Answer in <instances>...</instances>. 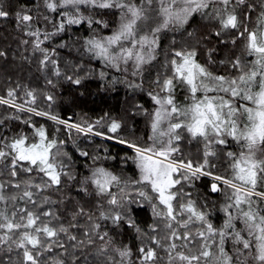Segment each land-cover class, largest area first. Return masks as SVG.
I'll use <instances>...</instances> for the list:
<instances>
[{"label": "trees", "instance_id": "16d2710c", "mask_svg": "<svg viewBox=\"0 0 264 264\" xmlns=\"http://www.w3.org/2000/svg\"><path fill=\"white\" fill-rule=\"evenodd\" d=\"M137 1L134 0L135 3ZM263 8L264 0L237 3L234 11L242 26L223 31L212 15V6L204 12H195L180 28L172 26L156 34L157 46L154 58L149 63L140 69L131 64L123 69L121 63L115 68L104 57L89 51L87 44L88 40H103L112 35L121 23L122 9L82 6L80 15L85 19L80 23L69 24L61 13H71V8L52 10L48 8L46 0H0V10L7 13L0 17V97L24 105L21 110L11 104H0V149L5 150L21 135L27 136L30 142H36L39 139L36 130L43 128L47 139L56 141L52 151L57 154V160L64 165L63 172L66 173L61 176L60 185L46 188L34 197L41 203L42 210L55 214L57 219L53 221L54 224L68 228L67 233L55 238L64 245L63 248L54 244L50 251L33 249L39 264H56L59 260H63L64 264H141L139 249L147 246L156 250L157 259L153 264H169L167 242L163 239L169 235L170 230L166 227L169 222L167 218L157 216L145 195H140V191L153 192L149 185L134 182L139 172L133 163L135 151L131 145L147 147L152 142L151 124L156 107L153 95H166L157 81L172 78L174 52L195 50L196 61L214 76L231 79L239 75L232 67L237 59L245 70L252 69V57L248 55L246 40L239 36V32L244 31V27L256 29ZM23 15L31 16L32 19L23 21ZM61 23L64 27L58 31ZM34 31L40 33L39 37L29 34ZM217 32H220L219 36ZM46 33L48 39H44ZM38 39L43 41L39 49L35 46ZM45 52L48 60H45ZM57 69L59 75L55 74ZM76 80L80 83H75ZM176 83L183 84L180 80H174ZM12 89L15 95L10 98L8 92ZM29 91L34 93L35 102L27 95ZM48 96L52 100H48ZM181 104L186 105V101H180L178 105ZM30 108L35 111H29ZM40 112L48 115L36 114ZM52 116L84 128L93 125L92 131L99 135L70 128L67 124L50 119ZM101 117L104 119L96 124L95 121ZM113 120L120 124L115 133L110 131ZM178 133L181 140L178 142L180 151L176 159H183L184 162L191 160L195 165L203 163V138H193L184 129H179ZM232 148L231 145L219 144L215 156L208 157L209 166L205 170L230 179L231 161L227 153H237L231 151ZM20 165L22 167L17 166L15 169L17 176L12 177V157L0 158V182L6 185L4 195L17 197L15 201L8 199L0 202V211L7 210L9 214L13 207L24 206L18 197L22 194L25 182L42 184L48 179L35 167L30 173L23 171V168L29 167L28 162H20ZM97 167H103L119 178V183L110 188L118 205H110L108 201L112 196L99 193L91 180L86 179L92 176ZM9 183H20L21 189L8 187ZM211 184L212 178L203 175L180 181L175 187L178 195L173 202L174 207L180 209V205L192 201L215 228H225L231 210L227 206L232 203V190L220 183L219 190L214 193ZM32 190L36 191L34 188ZM44 198L48 199V203H43ZM254 199V207L264 209V200L259 197ZM101 212L109 215L119 212L123 219L113 223L111 219H101ZM128 219L134 221L135 226L127 223ZM95 224L100 226L96 230L100 235L107 233L104 240L98 239L92 232ZM195 227H181V235L192 232ZM85 233L91 235V243ZM3 234L4 230H0V235ZM9 236L11 239L7 243H0V264H30L24 258L23 249L16 247L18 234L9 233ZM70 236H75L76 240H70ZM154 236L161 240L163 246L153 243L151 238ZM243 238L249 240L254 237L248 235L247 231L243 232ZM180 242L179 246L183 245L179 247L181 251L194 252L193 244ZM194 243L201 247V240L197 239ZM212 247L215 245H211V251ZM228 247L232 264H239L235 252L244 249L242 242H237L232 236ZM101 249L104 251L101 252ZM125 249H129L131 254L121 258L119 251ZM255 250L252 247L240 251L239 255L250 264ZM109 258H112L111 261Z\"/></svg>", "mask_w": 264, "mask_h": 264}, {"label": "snow or ice", "instance_id": "6c2138e0", "mask_svg": "<svg viewBox=\"0 0 264 264\" xmlns=\"http://www.w3.org/2000/svg\"><path fill=\"white\" fill-rule=\"evenodd\" d=\"M153 0H142L141 5L134 3V0L128 2H117V0H61L60 4L56 0H51L48 7L55 10L58 6L70 7L72 12L61 13L66 17V22L69 24L80 23L85 19L80 15V5H92L100 8L117 7L123 10L121 23L116 32L103 40L91 39L87 41L90 45L89 51L95 50L99 56L111 61L115 66H118L119 61L127 63L133 59L136 62V67L139 68L145 62V58L152 59L155 45L157 43L156 33L161 29H166L170 24L184 25L188 18L195 12H200L213 6L216 0H158L159 13L162 17L161 22L151 30L150 34L139 35L141 28L138 22L147 20L146 8L144 5H151ZM223 4V8L216 9L213 7L212 15L218 21L221 30L239 29L242 24L235 14L234 10H230L229 5L232 0H219ZM243 2V0H239ZM7 13L0 10V17L6 16ZM23 21H30L31 16L23 15ZM92 23L91 19L88 20ZM99 23V22H97ZM106 26V25H105ZM64 24L58 25V31L62 30ZM32 36L39 37L40 33L34 31L29 33ZM217 36L220 32L216 33ZM239 36L246 40V51L248 55L254 56L252 62V70H245L241 61L237 59L232 63V67L239 72L234 78H226L225 76H214L208 69L198 63L195 59L197 53L195 50L187 52H174V59L171 61L173 65L172 78H166L163 81H157L161 90L166 93L162 97H153L156 104L160 107L155 111L151 128L153 130V145L145 148L131 145L135 149L139 167L141 169V179L147 181L153 192L157 195L160 204L165 206L163 215L170 221L166 227L170 230L169 235L163 239L167 242V251L169 254V264L180 262V264H200L203 260L204 264H231L232 257L225 253L223 248L225 232L213 228L211 223H207L204 213L198 212L192 201L187 204L180 205L181 213H188V219L184 221V226L193 220L203 221L206 224V232L209 235H219V256L213 261L211 258V245L208 243V236L205 231H197L195 236L191 232H185L183 235H178L175 230H172V223L177 222V214L173 208V201L177 199L178 193L173 192L175 185L180 183L179 179H174V174L183 170L190 173L192 176L203 175L213 179L211 184L212 191H218V182L229 186L232 189L231 204L227 208L235 207L241 212V216L248 229V235L253 236L255 244L253 245L248 239L236 233V238L242 241L243 248L249 249L255 247L257 255L254 259L260 264H264V209L254 207L253 197H259L264 200V192L256 190L258 181H264V155L261 158L257 157V150L260 148L264 154V13L261 14L260 25L255 30H249L244 27V31L239 32ZM44 39H48V34L44 35ZM122 41H128L131 46L124 47ZM42 40L36 41V48L39 49ZM114 45H119L118 50L112 52ZM41 51H45L40 49ZM45 60H48L45 52ZM45 61H41L44 63ZM55 64V61H52ZM56 75H59V70H56ZM174 80L184 82L191 93V103L178 107L174 102L172 95L174 88ZM51 83V81H49ZM79 84L80 81L76 80ZM258 87V91H253V87ZM225 95H218V93ZM200 93V95H197ZM211 93V94H210ZM15 90H9L8 97H14ZM27 95L35 102L33 92H27ZM151 95V94H150ZM232 98H241L244 101H250L251 105H237ZM52 100L51 96L47 97ZM0 104H11L14 108L24 109V105L16 104L13 99H5L0 97ZM35 111V109H28ZM37 115H48V113L40 112ZM175 116L177 122L172 123L171 120ZM183 117V120L179 118ZM50 119L57 120L58 123L67 124L68 127H75L80 132H91L93 125H88L87 128L81 127L79 124H68L67 121L59 120L58 117L52 116ZM101 117L95 121L100 124ZM168 120L167 132H161L160 126L162 121ZM2 123V121H0ZM120 128V124L112 121L110 131L115 133ZM186 130L193 138H203L205 141V152L203 163H198L193 166L191 160L184 162L183 159L175 160L172 158L173 153H179L180 149L178 142L181 140V135L177 130ZM39 137L38 141L30 142L27 136L21 135L15 138L9 145V151L6 152L0 149V158L8 156L12 157V168L10 175L17 176L16 167L21 166L20 162H28L29 167L23 168L25 172H32L35 167L39 172L43 173L48 179L42 184H32L25 182L22 194L18 197L24 202L23 207H13L11 214L7 210L0 211V230H4V234L0 235V243H7L11 236L9 233L18 234V239L15 241L16 247L23 249V255L26 261L30 264H39L36 256L33 255V249H43L50 251L53 245L63 248L62 243H58L55 238L60 234L67 233L68 228L62 224L57 226L53 221L56 216L51 211L42 210L41 203L34 197L38 192L43 191L53 185L61 184V176L66 175L63 172L64 165L57 160V154L53 153L56 147L55 140H48L46 132L43 128L36 130ZM99 135V133H97ZM167 137V140H159V146H156L158 137ZM225 137H232L237 141L242 142V147L246 150L240 153L228 152L230 158V168L232 170V178L226 179L223 176H213L211 171H204L205 167L209 166L208 157L215 156V152L210 151L213 144L223 145L226 143ZM124 143V141H120ZM87 155V153H83ZM96 186L99 193H107L112 198L108 203L112 206L118 205V201L110 192V186L113 183H119V178L107 171L103 167H97L93 170L92 176L86 178ZM184 179H188L187 176ZM21 189V184L7 185ZM6 185L0 183V202H6L8 199L15 201L17 197H6L4 190ZM36 189L34 192L32 189ZM144 196L145 193H140ZM43 203H48V199L44 198ZM28 205L32 207L29 208ZM247 207V211H243L241 206ZM227 208L225 209L227 211ZM159 215L160 213H156ZM101 219H111L116 223L123 219L119 212L115 214L100 213ZM91 219V217H89ZM232 216L229 213V219L225 224L226 228H232ZM132 226H135L131 219L126 220ZM179 223V222H177ZM99 225L92 226V232L97 238L104 240L107 233L100 235L96 230ZM139 231V229H137ZM155 231V229H153ZM89 242L91 243V235ZM202 238L201 247L198 255L185 254L183 251H177L178 246L175 240H181L184 244H192L196 238ZM70 240L75 241V236H70ZM153 243L163 246L160 239L155 236L151 238ZM198 242V241H197ZM80 243H83L82 241ZM215 243V241H214ZM104 249H101L103 252ZM141 264H153L157 259V253L152 246L141 247ZM173 253H175L173 255ZM39 254V253H38ZM130 250L125 249L119 251V256L125 258L130 256ZM112 258H109L111 261ZM56 264H64L63 260H59Z\"/></svg>", "mask_w": 264, "mask_h": 264}, {"label": "rangeland", "instance_id": "374dc122", "mask_svg": "<svg viewBox=\"0 0 264 264\" xmlns=\"http://www.w3.org/2000/svg\"><path fill=\"white\" fill-rule=\"evenodd\" d=\"M246 0H243V2H245ZM49 2H51V0H46V3H47V5H48V3ZM56 2L58 3V5L60 4V2H61V0H56ZM117 2H125L126 3V1H124V0H117ZM135 3V2H134ZM237 3H240L239 2V0H232V2H231V4L229 5V8H230V10H234V8H235V5L237 4ZM136 4L137 5H141L142 4V0H139V2L137 1L136 2ZM87 4H85V5H80V8L82 7V6H86ZM88 6V5H87ZM91 7H94V6H92V5H90ZM145 6V8H146V15H147V17H148V19L147 20H144V21H142V22H138V24L140 25V28H141V30H140V32L138 33V36H137V38H139V35H144V34H150L151 33V30L152 29H154L155 27H157V25L161 22V19H162V17H161V15H160V13H159V2H158V0H153V2H152V4L149 6V5H144ZM59 7H61V8H70V7H63V6H58L57 8H59ZM98 7V6H97ZM213 7L214 8H216V9H221V8H223L224 6H223V4L222 3H220L219 2V0H216V2H215V4L212 6V9H213ZM49 8V7H48ZM51 9V8H50ZM53 10V9H52ZM205 10H207V9H204V10H202L203 12L205 11ZM262 13H264V8H263V12H261V14ZM190 18V17H189ZM260 19H261V15H260V17H259V19H258V27H259V25H260ZM172 26H177V27H181V25H178V24H170L169 25V27H172ZM258 27H256V29L258 28ZM119 28V27H118ZM118 28L114 31V32H116L117 30H118ZM255 30V29H254ZM113 32V33H114ZM157 34V33H156ZM109 36H111V35H109ZM122 44H123V46L124 47H130L131 46V44L128 42V41H122L121 42ZM156 46H157V43H156V45H155V49H156ZM89 47H90V45H89ZM118 48H119V45H114L113 47H112V49H111V51L112 52H115L116 50H118ZM155 49H154V52H153V57H154V54H155ZM93 53H95L97 56H99L98 54H97V52L95 51V50H93ZM251 56V55H250ZM252 57V59H251V62L252 61H254L255 60V57L254 56H251ZM152 59H148L147 57L145 58V62L143 63V64H141L140 65V67L139 68H137L136 67V62H135V60H134V58L133 59H130V60H128L127 61V63H124L123 61H119L118 62V66H119V64L121 63L122 64V66H123V69H126V65H128V64H131L132 66H134L136 69H140V68H142L145 64H147V63H149L150 61H151ZM109 63H111V64H113L111 61H109V60H107ZM114 65V64H113ZM115 66V65H114ZM118 66H116L115 68H118ZM252 70V69H251ZM226 78H228V77H226ZM183 84L182 85H180V83L178 84V83H176V84H174V88H173V92H172V95H173V97H174V102H175V104L178 106V107H184V106H186V105H188V104H190L191 103V93H190V91H189V88H188V86L184 83V82H182ZM177 89V90H176ZM259 89H258V87H256V86H254L253 87V91H258ZM211 94V93H210ZM197 95H200V93H197ZM218 95H225V98L227 99L228 98V96L226 95V94H224V93H218ZM162 96H165V95H163V94H159V93H156V94H154L153 95V97H157V98H159V97H162ZM233 99V102L235 103V104H237V105H247V106H253V105H251V102L250 101H244L243 99H241V98H232ZM183 100H185L186 101V105H183V104H181V105H178L179 103H180V101H183ZM155 101V100H154ZM155 104H156V102H155ZM160 106L158 105V104H156V107H155V111L159 108ZM155 111H154V113H155ZM177 119L178 118H176L175 116H173V118H172V120H171V122L172 123H175V122H177ZM180 120H183V117H180L179 118ZM168 124H169V121L168 120H165V121H162V123H161V126H160V131L161 132H167V129H168ZM178 131V130H177ZM88 133H92V134H97V133H95V132H93V131H91V132H88ZM153 137V130H152V128H151V138ZM106 138V137H105ZM161 139H163V140H167V137L166 136H164V137H158V139H157V141H156V146L158 147L159 146V140H161ZM225 139H226V143L225 144H223V146L224 145H231V146H233V148L231 149V151H233L234 150V152H237V154L238 153H240L241 151H244V150H246V149H244L243 147H242V142L241 141H237V140H235L234 138H232V137H225ZM112 140V139H111ZM153 145V140H152V142H151V144L150 145H148L147 147H149V146H152ZM219 146V144H213L211 147H210V151H212V152H216V147H218ZM137 147H139V146H137ZM140 148H145V147H140ZM134 151H135V149L134 148H132ZM4 151H6V152H8L9 151V149H8V147L4 150ZM257 157L258 158H261L262 157V155H264V154H262V152H261V150H260V148H258V150H257ZM177 155V153H173V155H172V158L173 159H175V160H177L176 159V156ZM133 163L135 164V166H136V168H137V170H138V172H139V175H138V177L134 180V182H136V181H138V182H141V183H143V184H147V185H149L150 186V184L147 182V181H144V180H142L141 179V176H142V173H141V169H140V167H139V161H138V159H137V156H136V152H135V158L133 159ZM193 166H196L195 164H193ZM108 171V170H107ZM204 171H206L205 169H204ZM111 173V172H110ZM113 174V173H112ZM114 175V174H113ZM233 175V174H232ZM115 176V175H114ZM185 176H187L188 177V179L190 178V177H200V176H202V175H197V176H192L190 173H187V172H184L183 170H181L180 172H178V173H176V174H174V176H173V178L174 179H179L180 181H182V180H188V179H184V177ZM213 176H218V175H216V174H214ZM211 178V177H210ZM232 178V177H231ZM230 178V179H231ZM213 182H215V181H213V179H212V183ZM1 183V182H0ZM262 183L264 184V181H258V187L259 186H261L260 188H256V190L258 191V192H264V190L263 189H261V188H264V185H262ZM93 184V183H92ZM113 184H115V183H113ZM112 184V185H113ZM221 184H223V183H221ZM112 185L110 186V188L112 187ZM178 185V184H177ZM177 185H175L174 187H173V189H172V191L173 192H176L175 191V187L177 186ZM218 185L220 186V183L218 182ZM93 186H94V188H95V190L96 191H98L97 189H96V186L93 184ZM219 186H218V188H219ZM150 188H151V186H150ZM231 189V188H230ZM152 190V189H151ZM232 190V189H231ZM152 192H153V190H152ZM140 193H145V192H143V191H140ZM177 193V192H176ZM145 197L147 198V200L149 201V204H151V206H152V208H153V210H154V213L156 214V213H160L159 215H157V216H163V217H165L164 215H163V213H164V211H165V206L164 205H162V204H160V202H159V200H158V198H157V195L153 192V194L152 193H145ZM254 201H255V199H254V197L252 198ZM174 202V201H173ZM183 204H185V203H183ZM187 204V203H186ZM193 204H194V207L196 208V206H195V203L193 202ZM175 205H174V203H173V208H174V210L176 211V213H178L177 214V222H179V223H177V222H171L172 223V227H175L174 228V230L178 233V235H181V231H180V229H181V227L183 228V227H185L184 226V221H186L187 219H188V213H186V212H184V213H181L180 212V209H176L175 207H174ZM233 208V209H232ZM231 208V210H230V214H231V216H232V225H233V227L232 228H215L214 226H213V228L215 229V230H217V233H219L220 231H223V232H225V236H224V243H223V248H224V251H225V253H227V255L228 256H230L231 254H229L230 253V251H229V238H231L232 236H235V240L237 241V242H242V241H240V240H238L237 238H236V233H240V236L241 237H243V232H246L247 233V231H248V229H247V227H246V225H245V223H244V220H243V218H242V216H241V212H240V210H238L237 208H235V207H232ZM241 208L243 209V211H245V210H247V209H245L244 207H243V205L241 206ZM197 210V209H196ZM198 211V210H197ZM198 212H200V211H198ZM166 218V217H165ZM228 219H229V215H228ZM228 219H227V221H228ZM169 223H170V221L168 220V219H166ZM206 221H207V223H211V222H209L208 220H207V218H206ZM227 221H226V223H227ZM212 224V223H211ZM193 225H195L196 227H195V229H192V234H193V236H195V234H196V232L197 231H205V234H206V236H208L209 238H208V243H211V245L212 246H214L215 245V247H212L213 248V251H211L212 253H213V256H212V260L213 261H215L216 260V258L220 255L219 254V247H220V244H219V240H220V236L217 234V235H209L207 232H206V224H205V222H203V221H199V220H195L194 218H193V220L192 221H190L188 224H187V226L188 227H190V226H193ZM240 225H241V227H240ZM242 226H243V230H241V228H242ZM240 228V230H238ZM233 230V233H231V231ZM197 239H199V240H201V243H202V238H199V237H197L196 238V240ZM246 239V238H245ZM214 241H215V243H214ZM249 241L254 245L255 244V240H254V238L253 239H249ZM195 242V241H194ZM192 243L193 245H192V249L194 250V252L193 253H189V252H184L185 254H192V255H198L199 254V251H198V249L200 248V247H198L197 246V244L196 243ZM175 243L179 246L180 244H181V242H180V240H176L175 241ZM214 248H216V249H214ZM252 248V247H251ZM200 250V249H199ZM245 251L246 249H242V250H238V252L236 253L235 252V254H236V256H237V259H239V264H240V262H243V264L245 263V264H248L247 263V260L246 259H242V257H241V255H239L240 254V251ZM177 251H181V249L178 247L177 248ZM175 253H173V255H174ZM257 255V250H255V256ZM232 256V255H231ZM254 256V257H255ZM254 257L253 258H251V260L249 261L250 262V264H260V262L258 261V260H256V259H254ZM233 261V260H232ZM235 261V260H234ZM173 264H180V262H173ZM200 264H204V261L202 260L201 262H200ZM231 264H232V262H231Z\"/></svg>", "mask_w": 264, "mask_h": 264}, {"label": "water", "instance_id": "95a60500", "mask_svg": "<svg viewBox=\"0 0 264 264\" xmlns=\"http://www.w3.org/2000/svg\"><path fill=\"white\" fill-rule=\"evenodd\" d=\"M214 193H216L217 191H213Z\"/></svg>", "mask_w": 264, "mask_h": 264}]
</instances>
